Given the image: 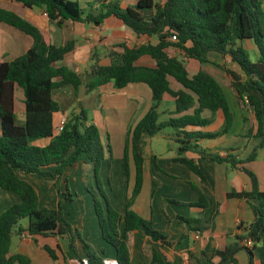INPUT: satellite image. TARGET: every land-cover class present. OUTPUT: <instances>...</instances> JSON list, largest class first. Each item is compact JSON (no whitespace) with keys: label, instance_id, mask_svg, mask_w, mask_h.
Segmentation results:
<instances>
[{"label":"trees","instance_id":"trees-1","mask_svg":"<svg viewBox=\"0 0 264 264\" xmlns=\"http://www.w3.org/2000/svg\"><path fill=\"white\" fill-rule=\"evenodd\" d=\"M26 8L41 9L48 20L61 27L66 20L101 24L108 17L120 20L137 36L154 38L141 44L129 45L117 42L108 51L109 63L104 65L95 60L86 72L83 82L75 70L58 65L65 54L73 48V42L55 45L50 37L35 23L18 13L0 6V23L13 26L32 38L31 46L15 58L0 63V188L13 191L20 201L0 213V264H32L28 256L10 253L12 238L26 231L31 236H59L68 240L69 249L76 253V239H79L86 253L82 264H104V249L100 254L93 246L80 239L67 221L61 203L54 208H40L35 187L20 173L35 174L58 188L56 178H61L65 170L76 162L93 165L95 184L101 192L104 205L94 194L93 186L86 187L92 194L93 208L102 239L115 251L117 264H130L129 236L135 229L153 241L167 243L164 232L153 227L151 219L138 215L131 209L132 202L141 190L145 162V147L150 137L170 128L172 138L177 143L174 161L184 164L196 174L202 183L205 177L194 158L186 156L193 151L201 158L215 162H225L234 167L256 158L258 149L264 147V3L263 0H137L132 7L121 6L120 0H91L82 6L80 0H12ZM97 5L96 8L93 6ZM153 12L150 18L144 10ZM176 40H170L171 36ZM249 39L257 49V58L252 61L248 49L242 41ZM178 49L181 57L197 65L193 73L179 55H170L169 48ZM227 56L239 67L237 74L229 71L228 85L240 106L247 105L255 123L247 134L257 139L251 152L242 159L228 154L221 157L198 149L195 142L219 137L229 130L233 122L231 111L224 93V86L215 75L202 65L209 62V56ZM147 56L153 65L138 64ZM214 64L217 65V62ZM219 66V65H217ZM170 80L180 87L173 88ZM111 82L116 89L129 83H144L151 92L152 104L146 113L133 125L125 137L122 166L129 182V161L135 169L133 185L126 197L123 212L116 210L103 191L99 171L106 154L111 157L109 146L100 138L98 128L87 124L84 109L67 118L61 131L56 129L54 114L61 111L60 104L53 98V91L70 85L75 95L82 83L85 93ZM22 89L24 120L18 123L14 112V92ZM174 101L176 116L160 120L158 107L165 99ZM205 111L211 114L221 112L222 126L218 130L204 131L210 123ZM48 138L41 146L35 142ZM107 149V150H106ZM155 156H150L153 160ZM155 163V160H153ZM54 166V171L49 169ZM240 169L251 182L249 190H230L227 198H242L250 202L254 219L245 232L236 234L223 249H214L209 255L211 264H237L236 255L244 250L248 264L258 259L264 264V179L259 186L255 173L244 166ZM199 198L187 206L206 207L203 192ZM64 200H73L66 186ZM219 207L214 202L211 218ZM26 219V225L21 220ZM188 232L202 234L205 225L198 216H178ZM249 239L251 246L244 244ZM48 255L57 259L56 250L62 252L59 244L55 248L44 246ZM213 259H217L214 261ZM147 264H170L155 248L151 247Z\"/></svg>","mask_w":264,"mask_h":264},{"label":"crops","instance_id":"crops-1","mask_svg":"<svg viewBox=\"0 0 264 264\" xmlns=\"http://www.w3.org/2000/svg\"><path fill=\"white\" fill-rule=\"evenodd\" d=\"M80 1L82 6L85 7L86 3L91 0ZM154 1L157 3L162 2V0ZM12 2L7 3V5L1 3L0 6L12 10L35 23L48 34L51 42L55 45H62L68 41L73 42V48L65 54L64 58L58 62V65H65L78 72L83 82L86 80V72L95 60L104 65L109 63L108 51L115 43L126 42L129 45H134L147 41H155L154 38H148L143 35L137 36L120 20L114 17H108L101 24L66 20L61 27H57L48 20L46 14L41 9L26 8L20 3ZM136 2L137 0H120L123 7H132ZM93 7L96 8L97 5ZM152 14L151 10L147 9L143 11V15L146 18H150ZM31 44L32 38L29 35L13 26L0 23V63L24 53ZM175 51H177V56L181 57L179 50L175 49ZM167 52L170 53V48L167 49ZM153 63V60L147 56H143L138 60V64L141 65L152 66ZM190 66L189 71H195L197 68L195 63H191ZM142 84L144 83H129L124 88L116 89L111 82H108L89 93H85L84 83H82L77 95L74 94L70 85H65L53 91V98L58 101L61 107V111L54 114L55 124L62 117L69 118L72 114L78 113L79 110H85L84 104L91 105L94 98L96 99L95 101L99 98L105 101L102 106L100 102L95 103L93 101L92 106L96 110H99V107V111L101 112V109L105 107L106 109L104 110L108 115H111L112 112L116 113V117L118 116L116 118V126H118L117 120L120 118L124 120L125 126L123 129L125 130V136L122 154L118 152L113 156L112 150H110L111 157L108 156V153L106 154L99 171L102 175V180L106 177L108 181H110L109 178L117 180L114 185H118L120 192L119 190L118 192H114L110 189L112 195L108 199L111 205L119 212H123L124 210L126 197L129 196L128 194L132 187V185L130 187V184L131 181L133 182L135 176V169L131 159L129 161L130 182L128 183L122 166L126 132L135 124L131 125L129 120L138 112L140 102H138L137 98H141L142 94L150 97L148 109L152 104L151 92H148ZM170 84L176 89L180 87L172 80H170ZM64 88L66 91L63 90ZM225 90H227L229 96L226 95ZM67 93L70 100V103L67 104L69 110L67 108L64 109L59 101L64 95L67 96ZM224 93L233 112L232 125L227 133L212 139H202L195 142V144L198 149L217 153L221 157L230 154L238 159H242L251 152L257 143L255 138L247 134L249 128L254 125L255 120L247 105L240 106L238 104L237 99L228 86H224ZM20 95L22 99L17 104L15 90L14 112L16 118L17 115H20L23 121V95ZM110 95L113 96L108 100V96ZM74 100L76 103L73 105ZM164 100L170 104L164 105ZM164 100L158 107L160 120H167L169 117L176 116L173 113L175 108L174 101L170 98H165ZM170 100L173 101V104H171ZM98 103L100 106H98ZM203 115L209 117L211 121L202 130L214 131L221 128L223 122L221 112L218 111L211 114L205 111ZM106 121L107 119L101 122L99 118H94L87 120V124L93 123L98 128L102 143L105 146H109L110 136L107 128H105ZM100 130L103 131L100 132ZM163 131L147 140L142 186L140 192L132 202L131 209L141 217L151 219L153 227L166 234L167 243L153 241L144 235L140 229H135L129 236L130 264H147L151 247L163 255L170 264H211L208 258L211 252L214 249H223L226 244L234 239L236 234L245 232V228L254 219L250 202L242 198H227L226 193L230 190L240 191L251 188L249 177L240 169L241 166L253 171L257 177L259 186L262 187L264 179V147L258 149L255 159L239 164L236 167L223 161L215 162L212 159L201 158L197 153L188 151L186 156L196 160L198 167L205 177V182L202 183L199 177L184 164L173 160L176 156L177 143L172 138V132L165 135ZM48 141V138H43L37 140L35 143L43 146ZM152 155L155 156L153 159L155 163L152 159L150 161V156ZM80 163L82 162H76L69 166L61 178H56L58 188H54L50 182L40 179L35 174L20 173V175L35 187L40 208H54L59 202H62L64 215L65 217L68 216L69 219L66 218L67 221L70 220L68 222L77 232L80 239L90 243L99 254L101 248L104 249V264H117L113 247L101 237L93 202L90 204L83 194H81L82 185L78 179ZM49 169L53 172L54 166H49ZM71 174L74 175V180L73 187L70 189L69 178ZM66 186L71 194L72 191L75 194H81L80 197H82L81 200L83 201L87 217L85 212L82 214L78 211L75 212L76 210L69 206L71 201H62L61 192L63 191L62 189L66 191ZM195 187L200 189L204 194L207 201L205 208L186 205L198 200L199 193ZM19 201L20 197L17 193L0 188V213L13 203ZM214 202H217L219 207L211 218ZM92 212L95 215V222ZM189 215L198 216L202 219V223L205 225L202 234L188 232L185 226L178 222V216L186 217ZM22 225H26V223H22ZM263 243L264 240L257 243V245L261 246ZM57 244H59L62 252L56 250L57 259L53 260L44 249V246L47 245L55 248ZM75 244L77 256L85 262L86 253L80 240L76 239ZM10 253L24 254L29 257L32 264H82L76 257V253L69 249L68 240L65 237L59 236H31L24 231L20 236L12 238ZM236 258L237 264H248V257L244 250L239 251ZM213 260L216 261L217 259ZM253 264H259L258 259H254Z\"/></svg>","mask_w":264,"mask_h":264},{"label":"rangeland","instance_id":"rangeland-1","mask_svg":"<svg viewBox=\"0 0 264 264\" xmlns=\"http://www.w3.org/2000/svg\"><path fill=\"white\" fill-rule=\"evenodd\" d=\"M1 3L7 5V3H13V2L11 0H0V4ZM170 40L174 41V39H172L171 37H170ZM242 44L248 49L250 59L252 61L256 60L258 54H257V49H256L255 45L253 44V42L251 40H249V39H245V40L242 41ZM169 54L170 55H177V51H175V49L171 47ZM179 58L182 59L186 64H188L189 68H191L190 64L192 63V61L186 59L185 57H179ZM215 62H217V65H219V66L214 64ZM202 66L205 69L210 70L215 75V77L220 82V84L223 85V86H228L230 81H231V76L228 73L229 71H233V72L241 75L239 67L236 64L232 63L230 61L229 57H227V56L220 57V56H217L215 54H211L209 56V62L204 63ZM190 72H194V71L191 70ZM142 85L147 89L148 92H150L149 87L147 85H145V84H142ZM63 90L66 91L65 88ZM225 93H226L227 96H229V94L227 93V90H225ZM20 94H22V89L21 88H17L16 89V95H17L16 96V103L17 104H19L21 102V99H22ZM66 95L67 96L64 95V97L59 99V101L62 104L64 109H66L67 106H68L67 104L70 103L68 93ZM112 96L113 95L108 96L109 97L108 100ZM94 97H96V96H94ZM149 98L150 97H146L144 94H142L141 98H137L138 102H140V108L138 107V112L136 113V115L133 116L132 118H130L131 120H129V122H130L131 125L136 123L142 117L143 113L148 109V103H149V100H150ZM228 99H229V97H228ZM95 100H96L95 98L92 99L91 103L93 104V101L95 103L100 102L101 106L104 105V103H105V101L102 100L101 98H99L97 101H95ZM170 102H172L171 104H173V101L170 100ZM74 103H76L75 100L73 101V105H74ZM92 104L91 105L84 104L85 105L84 108L86 110L85 112L87 113L86 114L87 115V120H91V119H94V118H99L100 121L103 122L105 119H107L106 124H105V128H107V131H108L109 136H110V138H109L110 142H108L109 146H110V150H112L113 156L116 155L118 152L120 154H122V146H123L124 136H125V130L123 129V127L125 126L124 120L122 118L117 120L118 126H116L115 125L116 124V118L118 117V116L116 117V113L112 112L111 115H108L106 113V111L104 110V109H106L105 107L102 108L101 112H100L99 111L100 108L98 107L99 110H96V108H94V106H92ZM167 104H170V103L168 101H165L164 105H167ZM98 106H100L99 103H98ZM17 121H18V123L22 122L20 115H17ZM102 128H103V126H102ZM102 131L100 130V132H102ZM163 132L166 135L168 133H171V130H170V128H165ZM255 140L257 141V139H255ZM145 150H146V147H145ZM109 166H111V164H109ZM94 176L95 175H94L92 164H90V163H80V170H79L78 179H79V181H80V183L82 185L81 186L82 187V189H81L82 192L80 191L81 194H83V196L85 197L87 202H89L91 204V202H92V197H91L92 194H91L90 191L87 190L86 187L89 188V187L93 186L94 194H96L98 199L104 205V200L102 198L101 192L99 191V189L97 188V186L95 184ZM98 176H99V179L102 182L103 191L105 192L107 198L112 195L110 189H112L114 192H118V190H119L118 185H114L116 183V181H117L115 178L114 179L113 178H109L110 181H108L107 177L102 180V175L100 173H99ZM73 180H74V175L71 174V177L69 178V183H70L69 188L70 189L73 187ZM92 181H94V183H92ZM129 182H130V180H129ZM131 185H133L132 181H131L130 187H131ZM62 190L63 191L61 192V195L63 197L64 189H62ZM119 192H120V190H119ZM72 194H73L72 195L73 200H68V201H71V203H69V206L72 209L76 210L75 212L78 211L81 214L84 213L85 211H84V207H83V201L81 200L82 197H80L81 194L80 193L75 194L74 191H72ZM63 200L64 199L62 198V201ZM92 214H93V218H94V222H95L94 212H92ZM85 215L87 217L86 212H85ZM66 218L69 219L68 216ZM68 221H70V220H68ZM26 222H27L26 219H22L21 220V223H26ZM96 252H98V251H96Z\"/></svg>","mask_w":264,"mask_h":264},{"label":"built area","instance_id":"built-area-1","mask_svg":"<svg viewBox=\"0 0 264 264\" xmlns=\"http://www.w3.org/2000/svg\"><path fill=\"white\" fill-rule=\"evenodd\" d=\"M171 38L174 39V40H176V37H175L174 35L171 36ZM66 121H67V118H66V117H62V118L59 120V122H58V124H57V126H56V129H57L58 131H61V130L63 129V126H64V124L66 123ZM244 244L247 245V246H250L252 243H251V241H250L249 239H246V240L244 241Z\"/></svg>","mask_w":264,"mask_h":264}]
</instances>
